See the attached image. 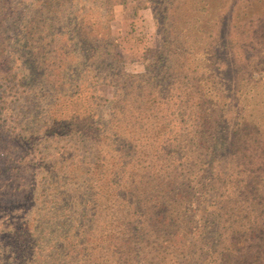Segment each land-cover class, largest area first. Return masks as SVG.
Returning a JSON list of instances; mask_svg holds the SVG:
<instances>
[{
    "label": "rangeland",
    "instance_id": "374dc122",
    "mask_svg": "<svg viewBox=\"0 0 264 264\" xmlns=\"http://www.w3.org/2000/svg\"><path fill=\"white\" fill-rule=\"evenodd\" d=\"M34 3L13 0L27 18ZM49 17L30 42L22 26L12 31L14 69L0 81V188L18 201L0 206V264H83L82 240L70 238L81 225L96 228L91 219L117 220L121 202L113 196L119 201H106L110 211L98 217L87 208L92 189L81 172L97 157L116 156L122 170L132 160L168 172L208 122L228 174L264 168V0H70ZM206 83L219 114L203 120L197 90ZM86 159L92 165L83 169ZM241 199L249 208L264 203ZM14 221L17 232L2 237ZM256 223L259 241L261 213Z\"/></svg>",
    "mask_w": 264,
    "mask_h": 264
},
{
    "label": "trees",
    "instance_id": "16d2710c",
    "mask_svg": "<svg viewBox=\"0 0 264 264\" xmlns=\"http://www.w3.org/2000/svg\"><path fill=\"white\" fill-rule=\"evenodd\" d=\"M67 2L70 0H35L38 11L27 18L22 16L21 7L15 6L13 0H0V81L8 78L5 74L9 75L14 69L7 51L12 31L22 26L26 32L22 40L30 42V30L47 28L52 8L58 10ZM200 88L203 89L197 90L198 115L206 120V117L219 114V105L213 104L210 96L212 86L206 83ZM139 115L140 112L137 113ZM200 127V132L185 150L182 163L174 164L167 169L168 172H152L147 166L137 169L132 160L124 165L129 169L122 170L123 164L116 156L109 160L97 157L93 169L81 172L87 187L92 189L86 203L87 208H94L95 217L104 214L99 215L107 207V212L110 211L111 206L104 204L106 201H119L113 196L121 199L113 214L117 220L91 219V222L96 221V228L89 231V227L81 225L79 234L76 232L77 235L70 238L76 240L80 236L82 240L80 245L83 247L79 249L81 263L264 264V234L260 242L256 239V222L260 213L264 216V203L261 206L253 203L249 208L241 199V195L252 196L255 201L264 199V168L259 166L248 170L247 178L228 174L214 153L217 148L216 133L213 132L215 126L207 122ZM116 132L125 136L120 126ZM135 139L132 136L130 142L127 141L132 149ZM86 164L92 165V162L87 159L81 160L80 164L78 162L83 169ZM1 176L0 170V179ZM243 181L248 185L245 191L240 188ZM221 184L224 185L223 190ZM118 190L125 192L119 194ZM15 199L14 191L0 188L1 208L4 205L16 206L18 201ZM87 208L84 212L88 211ZM244 209H247L246 213ZM129 215L132 221L126 220ZM3 226L1 236L13 237L18 222ZM27 227L35 231L31 224ZM39 227L43 226L39 224L37 230ZM45 231L43 227L41 232ZM133 231L136 236L132 235ZM85 237L91 242H87ZM210 237L213 241L209 240ZM14 239L18 246L21 242L19 234ZM36 239L38 236L32 235V240ZM11 250L16 251L14 248ZM31 253L37 258L36 252ZM38 258L43 259L44 255L38 254Z\"/></svg>",
    "mask_w": 264,
    "mask_h": 264
}]
</instances>
